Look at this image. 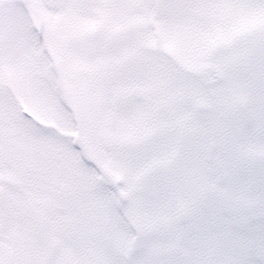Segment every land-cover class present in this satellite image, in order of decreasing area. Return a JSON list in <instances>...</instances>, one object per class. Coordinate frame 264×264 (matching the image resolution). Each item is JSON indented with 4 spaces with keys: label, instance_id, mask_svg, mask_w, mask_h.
Masks as SVG:
<instances>
[{
    "label": "snow or ice",
    "instance_id": "snow-or-ice-1",
    "mask_svg": "<svg viewBox=\"0 0 264 264\" xmlns=\"http://www.w3.org/2000/svg\"><path fill=\"white\" fill-rule=\"evenodd\" d=\"M0 264H264V0H0Z\"/></svg>",
    "mask_w": 264,
    "mask_h": 264
}]
</instances>
